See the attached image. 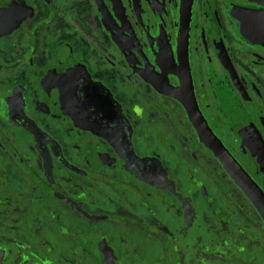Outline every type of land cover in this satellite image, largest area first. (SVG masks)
I'll use <instances>...</instances> for the list:
<instances>
[{"label":"flooded vegetation","instance_id":"flooded-vegetation-1","mask_svg":"<svg viewBox=\"0 0 264 264\" xmlns=\"http://www.w3.org/2000/svg\"><path fill=\"white\" fill-rule=\"evenodd\" d=\"M183 1L0 0V264H264V218L169 93L264 195V4L186 0L181 29Z\"/></svg>","mask_w":264,"mask_h":264},{"label":"water","instance_id":"water-1","mask_svg":"<svg viewBox=\"0 0 264 264\" xmlns=\"http://www.w3.org/2000/svg\"><path fill=\"white\" fill-rule=\"evenodd\" d=\"M260 1L264 4V0ZM188 11L189 5L186 3V0H184L181 8V29L183 27H187ZM243 16L246 19V31H249L251 35H258V33L264 31V11L248 10L247 12H244ZM180 70L181 75H186L187 77V70L182 62L180 63ZM189 90L190 86L185 82L182 88L179 90H171L169 93L177 98H181L184 101L186 108L190 113L191 119L199 130L203 141L216 153L224 167L232 175L237 184L245 190L264 218V195L251 182L248 176L243 172L241 167L235 162L217 138L213 136L205 123L202 122L201 116L197 113L191 101ZM76 120L77 124H82L80 117Z\"/></svg>","mask_w":264,"mask_h":264},{"label":"clouds","instance_id":"clouds-1","mask_svg":"<svg viewBox=\"0 0 264 264\" xmlns=\"http://www.w3.org/2000/svg\"><path fill=\"white\" fill-rule=\"evenodd\" d=\"M133 111L136 112L137 115L141 113V109L138 106H133Z\"/></svg>","mask_w":264,"mask_h":264}]
</instances>
